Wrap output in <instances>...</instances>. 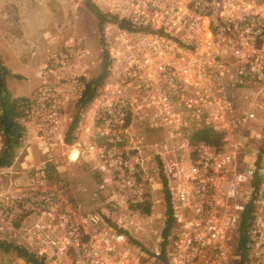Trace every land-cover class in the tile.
<instances>
[{
  "label": "built area",
  "instance_id": "obj_1",
  "mask_svg": "<svg viewBox=\"0 0 264 264\" xmlns=\"http://www.w3.org/2000/svg\"><path fill=\"white\" fill-rule=\"evenodd\" d=\"M83 1L105 17L107 77L91 100L99 138L92 148L97 171L116 185L120 211L62 217L44 247L32 245V235L29 245L46 264H264V0ZM76 45L77 72L67 54L52 55L62 83L38 88L16 109L47 159L64 144L66 102L87 82L76 76L87 75L90 51L82 40ZM136 123L160 132L152 154L132 135ZM203 127L221 133V143L194 141ZM151 156L171 219L155 249L132 241L127 217L147 193ZM20 203L0 190V231Z\"/></svg>",
  "mask_w": 264,
  "mask_h": 264
},
{
  "label": "rangeland",
  "instance_id": "obj_2",
  "mask_svg": "<svg viewBox=\"0 0 264 264\" xmlns=\"http://www.w3.org/2000/svg\"><path fill=\"white\" fill-rule=\"evenodd\" d=\"M85 4L83 0H0V62L8 72L5 84L11 96L28 98L38 88L50 84L59 86L62 82H58L56 74L62 72L61 64L52 65V55L61 58L67 54L73 63V70L77 72L78 40L84 42L90 53L85 59L87 75H78L77 79L89 81L102 73L99 23L95 13ZM76 101L69 99L65 104L64 124L67 126L64 136L74 115ZM90 107L91 102L79 110L77 127L71 133L72 143L67 144L64 140V144H58L49 159L38 150L33 128L25 126L12 164L4 170H9L5 174L14 176L11 179L21 175L20 172L27 174L18 179L20 208L26 211L31 201L35 214L17 216L11 225L5 224L0 231V241L10 247L8 251L0 247V264H31L17 255L14 246L41 257L32 245L44 247L46 236H54L58 232L56 224L62 217H78L88 211H97L102 215L107 212L110 217L119 214L120 210L115 208L117 199H120V194H116V185L105 181V176L96 169L99 161L92 145L99 143V138ZM80 124L83 127L80 128ZM254 124L258 129L261 123L256 120ZM132 133L143 138L144 144L148 145L147 153L152 154L150 144L160 132L148 124L136 123L132 124ZM125 144L123 142L121 146ZM153 163L155 159L151 156L144 174L148 179H145L147 193L143 202L149 205V213L144 214L139 209L133 210L129 216L127 214L133 221L130 232L148 249L157 247L166 218L164 189L159 184L155 164L151 167ZM4 183L3 186L0 182V190L15 195L14 187L18 183L9 184L8 177ZM29 191L32 195L28 197ZM47 198L50 199L49 204L45 201ZM50 220L53 223L49 228L46 224ZM29 235H32L31 246Z\"/></svg>",
  "mask_w": 264,
  "mask_h": 264
},
{
  "label": "trees",
  "instance_id": "obj_3",
  "mask_svg": "<svg viewBox=\"0 0 264 264\" xmlns=\"http://www.w3.org/2000/svg\"><path fill=\"white\" fill-rule=\"evenodd\" d=\"M87 5L91 8V10L95 13L97 19H98V29H99V38L101 43V26L103 24V21L105 19L104 15L100 13L93 5L90 3L84 1ZM102 55L100 56V62L102 67V73H99L96 75V77H93L91 80L87 81L85 84V87L82 91L81 96L77 99L75 103V112L72 117V120L70 124L68 125L66 129V134L64 136V140L67 144L72 143L73 138L71 137V133L73 130L77 127L78 119H79V110L81 108H85L89 102H91L92 98L94 97L97 88L105 81L107 77V61H106V55L105 52L102 50ZM8 72L6 68L1 64L0 62V133L3 136V148L0 151V169H4L9 167L12 164V161L15 157V149L20 145L21 139L24 135L25 126L20 124L17 121V106L21 101L27 100L28 98H18L11 96L9 90L6 87L5 80ZM192 139L194 141H205L208 143H211L213 145H219L221 143L222 134L215 132L211 128L203 127L201 129H198L194 131L191 135ZM164 189V199H165V212L166 215L164 226L161 231V237L163 241L161 242L162 246L164 242L166 241V237L169 232L171 219L169 218V194L167 192V189L165 187V184H163ZM130 208L132 210H139L147 214L149 213V205L145 204L142 201H138L136 203H131ZM103 216L106 219H109L110 216H108L107 212H103ZM245 220V219H244ZM133 242L141 245V243L136 240L135 238H131ZM243 239V238H242ZM0 247L3 248L5 251H8L10 247L8 245H5V242L0 241ZM13 249L19 255L22 257L26 262L31 264H44L41 257L36 256L33 253L27 252L25 249L14 246Z\"/></svg>",
  "mask_w": 264,
  "mask_h": 264
},
{
  "label": "crops",
  "instance_id": "obj_4",
  "mask_svg": "<svg viewBox=\"0 0 264 264\" xmlns=\"http://www.w3.org/2000/svg\"><path fill=\"white\" fill-rule=\"evenodd\" d=\"M66 126H67V124L65 125V127ZM79 127L81 128V127H83V125L80 124ZM75 154H76V157H77V153H75ZM69 155H71V154H69ZM7 168H10V167H7ZM4 169H6V168H4ZM4 169H2V171H1V173L3 174V175L0 176V182H1V184L4 186V184H5L4 181L6 180L7 177L9 179V184L16 185V183H18V185L14 187V191L16 192L14 196L20 198L21 196H19V193L17 192V191H20L21 190V188L19 187L20 182H19L18 179H20L21 177H24L22 175H25L26 176L27 174L26 173L24 174L23 172H20L21 175H19L18 177L14 178V179H11L14 176L13 175H7V174H5V171H8L9 172V170H4ZM14 173L16 174L18 172L17 171H14ZM30 180H32V178Z\"/></svg>",
  "mask_w": 264,
  "mask_h": 264
},
{
  "label": "flooded vegetation",
  "instance_id": "obj_5",
  "mask_svg": "<svg viewBox=\"0 0 264 264\" xmlns=\"http://www.w3.org/2000/svg\"><path fill=\"white\" fill-rule=\"evenodd\" d=\"M33 183H34V180H33ZM33 183H30V185H32ZM32 189H34V188H32ZM32 195V193L29 191V195H28V197L29 196H31ZM31 206H30V208L28 207L27 208V210L25 211H23L22 209H20V212H19V218H20V216H22L23 214H27V217H30V216H32V215H34L35 214V211H34V208L35 207H33V205L31 204V201H30V203H29Z\"/></svg>",
  "mask_w": 264,
  "mask_h": 264
}]
</instances>
